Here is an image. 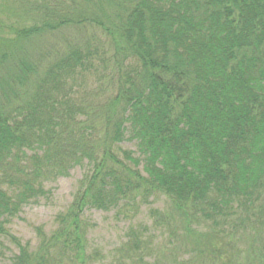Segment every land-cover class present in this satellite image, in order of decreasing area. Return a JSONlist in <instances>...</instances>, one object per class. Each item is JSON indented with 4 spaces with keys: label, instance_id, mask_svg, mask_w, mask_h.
<instances>
[{
    "label": "trees",
    "instance_id": "obj_1",
    "mask_svg": "<svg viewBox=\"0 0 264 264\" xmlns=\"http://www.w3.org/2000/svg\"><path fill=\"white\" fill-rule=\"evenodd\" d=\"M78 168L56 229L22 244L11 222ZM144 207L151 234L175 240L158 248L172 264L188 241L195 264H231L246 233L254 258L241 264H264V0H5L0 238L18 248L12 264H103L86 214L131 222ZM146 227H130L114 264H149Z\"/></svg>",
    "mask_w": 264,
    "mask_h": 264
},
{
    "label": "rangeland",
    "instance_id": "obj_2",
    "mask_svg": "<svg viewBox=\"0 0 264 264\" xmlns=\"http://www.w3.org/2000/svg\"><path fill=\"white\" fill-rule=\"evenodd\" d=\"M5 3V0H0V10L1 5ZM123 149L134 150V146L130 143H125L122 145ZM67 178H59L54 182L48 183L46 189L48 195L40 198L38 201L27 205L20 215L15 218L9 228L11 233L22 242V244H29L32 250H35L39 243V237L37 235V230L41 228L46 234L50 235L56 229V217L66 211L68 206L72 203L73 195L77 187V183L80 181L82 176L81 169H75L69 173ZM153 208L160 210H166L167 201L164 198H158L154 200L152 204ZM86 217L92 222L93 229L90 232V244L93 249L101 250L102 256L104 257L103 264H114L117 262V250L125 244L127 238V231H129L131 226L141 229L144 226H148L147 231H149V236L153 240V244L156 247L154 251V256L152 260L156 258L157 264H172L174 258H171L164 253V251L158 248H162L163 243H168L174 239L169 240L168 236L170 233L164 231L163 234H151V229L154 225L149 217L148 208L144 207L141 210L140 215L134 220L130 221H120L114 216V213H102L97 211H91L86 214ZM202 229V228H201ZM236 249L239 251L238 258L231 264H241V262H250L254 257L252 256V245H250V235L240 234L235 236ZM187 243L188 248L191 246ZM0 264H12L11 260L15 254L18 253V248L10 240L6 238H0ZM234 243V242H233ZM222 245L225 241L221 242ZM186 247H181L176 244L172 249V252L176 255L178 262L175 264H195L194 252L189 253ZM191 258V259H190ZM148 259L146 262L153 264V261ZM173 260V261H172ZM185 260L186 262H181ZM192 260L191 262H189ZM206 261V262H203ZM155 263V264H156ZM197 263V262H196ZM200 264H212V262H207L203 258L199 257ZM220 263V262H219ZM249 264V263H247ZM255 264V263H254Z\"/></svg>",
    "mask_w": 264,
    "mask_h": 264
}]
</instances>
